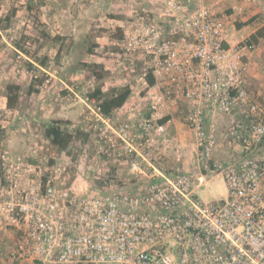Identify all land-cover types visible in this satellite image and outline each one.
Masks as SVG:
<instances>
[{"label":"built area","instance_id":"2783aa9c","mask_svg":"<svg viewBox=\"0 0 264 264\" xmlns=\"http://www.w3.org/2000/svg\"><path fill=\"white\" fill-rule=\"evenodd\" d=\"M223 1H175L173 11L192 9L175 22L180 39H166L154 23L125 33L126 51L145 56V77L165 76L169 84L163 95L149 92L151 117L137 112L136 122L119 128L97 107V163L88 185L68 186L66 169L56 165L48 175L25 169L6 152L2 190L9 199L0 203V218L17 233L12 264H264V155L256 152L264 142V103L246 90L257 45L229 44L228 27L240 13L222 9ZM184 100L196 141L193 174L158 166L150 138L159 128L156 114ZM240 105L249 125L227 120L225 135L207 126ZM222 143L240 154L217 157ZM112 162L127 164L136 181L110 179L100 166ZM217 176L227 197L200 198L196 188Z\"/></svg>","mask_w":264,"mask_h":264},{"label":"rangeland","instance_id":"374dc122","mask_svg":"<svg viewBox=\"0 0 264 264\" xmlns=\"http://www.w3.org/2000/svg\"><path fill=\"white\" fill-rule=\"evenodd\" d=\"M113 4L114 0H0V109L6 101L9 105V95H12L13 106L6 107H19L18 111L6 109L9 123L0 122L1 204L9 199L2 190V159L6 152L23 164L25 169L33 167L32 169H38L44 175H48L55 165L65 168L63 181L68 185L76 183V187H85L90 183L88 174L97 163L95 135L99 127V123L95 121L99 102L90 97L97 89L103 95L110 96L116 89L129 88L130 96L132 92L136 93V101L139 102L140 96L145 97L137 106L143 110L140 113H147L151 117L148 113L151 106L148 99L150 88L143 83L147 79L145 74L149 71L145 56L141 53L130 55L125 45V31L129 32L140 23L125 28L120 34L112 22L115 15L112 12ZM18 45L24 50L18 48ZM7 85L18 89L10 94L6 89ZM39 93L53 96L58 102L67 99L80 107L79 113L88 114V120L77 115L65 120L62 126L67 133L76 135L81 132L89 135L88 138L80 136L64 152L51 147L44 131L53 118H48L49 113L43 109L41 113L32 111L34 98ZM128 103L126 112L133 106L131 101ZM126 117L124 121L116 120L118 128L120 122L137 121V117L133 115ZM159 117L165 116L161 113ZM159 117H155L157 123ZM108 118L111 125L117 128L113 123V116ZM213 118L217 125L223 126L219 132L225 135L223 128L226 116L215 115ZM83 119L85 122H80ZM185 120L184 117L183 121L186 122ZM211 125V121L207 123L208 127ZM88 128L92 130L88 131ZM157 129L153 130L150 138L154 143L153 155L157 159V165L161 167L157 142L153 139V135L159 132ZM182 136L185 142L196 143L187 133ZM15 144L19 149L12 150L11 147ZM185 147L184 169L192 171L197 168L195 150L193 145ZM226 150L225 143H222L216 152L217 157L221 158ZM172 165L168 164V167L171 168ZM102 167L101 165L100 170L108 175L116 173L125 182L136 181L127 164L112 162ZM209 183L199 190L202 199L213 200L216 198L215 193L219 194L224 190L221 176ZM0 222L3 223L1 218ZM2 225L7 228V232L13 233L12 241L7 244L5 239L1 242L0 235V250L9 252L15 246L17 234L13 227Z\"/></svg>","mask_w":264,"mask_h":264},{"label":"crops","instance_id":"0c3cea01","mask_svg":"<svg viewBox=\"0 0 264 264\" xmlns=\"http://www.w3.org/2000/svg\"><path fill=\"white\" fill-rule=\"evenodd\" d=\"M175 1L178 2L179 0H114L112 12L115 15L112 18V22L118 28L120 34H122L125 28L131 27L136 23H140V21H142L146 23L156 24L161 29L162 34L166 39H180L181 35L175 34V22L178 18L185 17L187 14L191 13L192 9L185 8L178 11H173L172 6L174 5ZM221 8H234L240 13L237 18V21H235L233 24H230L228 27L229 44L231 45L250 39L264 26V0H224ZM249 60L250 70L246 78V90L251 100L258 103H264V37L259 40L256 50L250 53ZM143 83L148 87V89H152L149 90L148 93L156 91L163 95L166 92L164 88L167 84H169V80L165 76H159L158 78H155V84L153 86H149L147 79H145ZM6 89L8 91V85ZM134 94L136 93L132 92V96L129 97L126 104L122 108L115 110L112 114L114 121L113 123L117 128L118 126L116 120L123 119L122 121H124L127 118L126 116L132 117V115H135L137 112H143V110L141 111V108H139V106L137 105H139L140 100H145L143 99L145 97L140 96L138 102L136 101V97H134ZM7 97L9 98V96ZM105 97L106 96L103 95V98ZM130 101L135 111L126 112L125 108L128 104H130L128 103ZM76 105L77 104L70 103L67 99L60 100V102H58L54 100L53 96L39 93L34 98V108L32 109V111H37L40 113L42 112V109L47 111V113H49L48 118H53L50 123L56 120L67 121L69 120V118H74L77 115H80L82 117L84 116V118L88 120L89 115L85 113H79L81 109L79 106ZM2 106L3 107L0 109L1 124L7 122L6 109L11 111L19 110V107L12 109L7 108L6 106L9 107L7 101ZM177 106L178 107L173 108V110L171 111H160L158 114H156V117L161 116V113L165 117H159L158 131L160 133L158 132L154 134L153 139L157 142L156 147L159 150L158 155L161 159V166L168 167V164L170 165L172 163L173 169H181L182 171L190 172L191 174H193L196 172L197 168H194L192 171L184 169L186 158L184 150L186 149L185 145H193L196 155V143L194 142V144H191L185 142L182 136V134L187 133V136L189 135L190 139L192 138L193 140H195V136L193 132L189 129L187 121H183L184 117L185 119L187 117V113L190 110V106L185 100L180 101ZM148 113L151 116V108L149 109ZM117 116L118 118H115ZM213 117L208 119V123L211 121L212 126H216L219 129H222L223 126L217 125L216 122L212 120ZM225 120L226 122L228 120V125L231 123L232 120L241 121L242 123H247V125L250 124L247 117V111L245 108L242 107V105L237 106L236 110L231 115H228V118L226 117ZM80 122H85V120ZM226 122L224 123V125L226 124ZM120 123H118L119 126L121 125ZM90 129L88 128L87 130L89 131ZM11 149L17 150L19 149V147H17V145L15 144L11 147ZM240 151L241 150L236 147H228L226 150V154L222 155L221 158L223 160L234 159L240 154ZM256 152H258L259 155H264V142L256 149ZM73 184L74 186L76 185V183ZM209 184H211V181ZM223 185L224 190L222 192H219V194L215 193V199L210 200V198H204V200L215 201L222 198H226L227 189L224 181ZM200 189L201 188H196V192L199 197ZM0 233V235H2L1 242L3 239L6 240V244L12 241L13 233H11L10 231L7 232V228H5L1 222ZM10 253L11 251L6 252L2 249L0 250V264H12V261L10 259Z\"/></svg>","mask_w":264,"mask_h":264},{"label":"trees","instance_id":"16d2710c","mask_svg":"<svg viewBox=\"0 0 264 264\" xmlns=\"http://www.w3.org/2000/svg\"><path fill=\"white\" fill-rule=\"evenodd\" d=\"M264 37V26L250 39H248L250 42L254 44H258L259 40ZM18 48L21 50H24L21 45H18ZM99 78H102L101 75H98ZM147 82L149 86H153L155 84V78L154 76L149 73L147 76ZM18 89V87L15 86H9L8 90L10 94H13ZM131 95V91L129 88H123V89H116L112 91V94L110 96H106L103 98L102 91L100 89H97L94 94L91 95L90 98L96 99L99 102L98 108L100 109V114H102L104 117H110L113 112L119 108H122L127 100L129 99ZM12 95H9L8 102L9 106H13V101L11 98ZM64 121L56 120L48 124L45 128L44 134L46 139L50 142L51 147H55L58 151L64 152L66 151L71 144H74L80 136H84L85 138H88L89 135L78 132L76 135H72L70 133H67L63 126ZM110 179H117L118 174L111 173L109 174Z\"/></svg>","mask_w":264,"mask_h":264}]
</instances>
